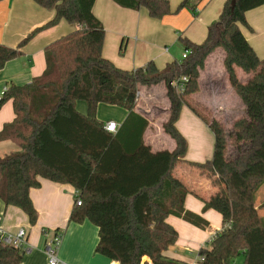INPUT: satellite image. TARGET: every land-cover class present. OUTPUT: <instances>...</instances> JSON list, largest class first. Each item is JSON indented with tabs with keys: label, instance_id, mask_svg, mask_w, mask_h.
Wrapping results in <instances>:
<instances>
[{
	"label": "trees",
	"instance_id": "16d2710c",
	"mask_svg": "<svg viewBox=\"0 0 264 264\" xmlns=\"http://www.w3.org/2000/svg\"><path fill=\"white\" fill-rule=\"evenodd\" d=\"M34 1L55 10L54 18L17 47L0 44V69L46 26L65 19L79 28L46 47L42 75L24 85L12 84L0 99V106L12 100L15 111V119L0 131V141L11 140L18 146L0 156V199L21 208L35 224L38 211L30 191L41 186V178L72 184L78 194L70 220L89 219L99 227L96 252L119 264H176L163 255L178 237L167 217L209 226L185 208L190 191L172 174L176 159L186 152L187 142L175 121L187 105L214 133V153L206 164L224 181L223 197L229 203L228 209H221L206 202V207L221 212L224 227L200 249L202 262L232 264L244 255L243 264H264V200L258 199L264 186V58L240 27H250L246 12L264 0H237L234 8L227 0L203 42L182 38L189 50L186 57L164 68L149 61L134 70L119 68L103 56L105 30L93 13L95 0ZM114 1L126 8H146L153 18L171 14L169 0ZM202 1L182 0L175 12L195 11ZM217 48L225 51L229 82L246 109L230 129L193 99L200 89V69ZM237 67L250 75L246 82L238 78ZM183 76L188 81L179 91L174 82ZM161 82L170 100L163 128L176 141L172 151H152L144 140L149 121L136 111L139 89ZM79 100L87 103L86 114L77 110ZM100 103L128 111L116 133L108 132L98 119ZM24 255L21 247L0 243V264H20Z\"/></svg>",
	"mask_w": 264,
	"mask_h": 264
},
{
	"label": "crops",
	"instance_id": "0c3cea01",
	"mask_svg": "<svg viewBox=\"0 0 264 264\" xmlns=\"http://www.w3.org/2000/svg\"><path fill=\"white\" fill-rule=\"evenodd\" d=\"M169 1L171 14L158 19L151 17L143 7L132 9L122 7L114 0H95L93 13L105 30L103 56L126 70H134L149 61L164 68L168 63L181 60L185 50L182 38L195 43L205 40L209 25L219 19L227 2L203 0L195 13L191 8L175 12L182 0ZM54 16L55 10L45 8L34 0H1L0 44L17 47L29 33L46 25ZM246 19L250 27L240 25L241 30L259 57L264 58V4L248 10ZM77 28L79 25L62 19L38 31L22 47L20 55L9 60L0 69V96L4 87L24 85L42 75L46 69V47ZM224 58L225 51H221V48L207 57L204 67L200 69V89L193 95V99L208 108L211 117L224 126V123L230 122L229 127L225 126L230 129L236 119L246 114V109L229 82ZM242 72L241 68H236L240 81L246 82L250 75L246 72L243 75ZM76 108L83 114L88 111L87 103L82 100L77 101ZM169 108L170 100L164 82L139 89L136 111L149 121L144 140L152 151H172L176 147V141L163 128L169 117ZM127 115L126 109L116 105L100 103L97 108L99 120L104 123L113 120L118 128ZM14 119L13 101L7 100L0 106V131ZM175 127L185 138L187 148L176 159L172 174L190 191L185 198V208L199 214L209 226L202 228L181 217L169 215L167 222L177 230L178 237L163 255L176 261V264H205L200 259V249L207 246L224 227L221 212L213 206L206 207V202L228 209L229 203L223 197L226 185L206 164L212 159L215 146V136L209 126L187 105H183ZM167 136L172 139H167ZM165 142L169 143L168 146ZM17 148V144L11 140L0 141V156ZM182 160H187L192 165H185ZM77 194V189L72 184L41 178V186L30 191L32 202L38 211L35 224L29 222L27 214L21 208L7 206L0 199V227L10 234H16L19 229L27 232V245L32 251L25 252L20 264H48L46 245L57 232L62 235L57 254L64 262L119 264L118 261L96 252L99 242L97 225L89 219L80 223L70 220ZM258 199L260 202L264 200L260 196ZM144 260L149 261V258L144 257ZM243 263L244 255L232 262Z\"/></svg>",
	"mask_w": 264,
	"mask_h": 264
},
{
	"label": "built area",
	"instance_id": "2783aa9c",
	"mask_svg": "<svg viewBox=\"0 0 264 264\" xmlns=\"http://www.w3.org/2000/svg\"><path fill=\"white\" fill-rule=\"evenodd\" d=\"M189 50L185 49L183 53V57H186ZM188 81V77L183 76L178 81L174 82L175 87L179 91H183L185 89V83ZM7 90V87L3 88V91L1 93L0 99L4 95L5 91ZM137 97H139V91L137 93ZM105 129L110 133H116L118 130V124L111 120L105 123ZM77 205H81V200H77ZM61 233H56V235L47 242L46 245V253L48 256V264H68L61 260L58 257L57 250L61 241ZM0 243L13 245L15 247H21L25 252H31L32 249L27 245V232L24 229H19L16 234H10L5 232L0 227ZM201 261L204 259L203 256H200ZM116 264V263H112Z\"/></svg>",
	"mask_w": 264,
	"mask_h": 264
},
{
	"label": "rangeland",
	"instance_id": "374dc122",
	"mask_svg": "<svg viewBox=\"0 0 264 264\" xmlns=\"http://www.w3.org/2000/svg\"><path fill=\"white\" fill-rule=\"evenodd\" d=\"M221 51H223L222 50V48H221ZM183 58V56H181V59ZM243 73V75H244V72H242ZM209 115H211V114H209ZM225 124V126H227V127H229L230 126V122H227V123H224ZM168 138L167 139H172L170 136H167ZM166 143V142H165ZM167 145L166 146H168V142L166 143ZM186 148H187V145H186ZM182 162H184L185 163V165H192L190 162H188L187 160H182ZM202 165H204V163H202ZM208 165V164H207ZM264 187L262 188V190H261V192H260V198L261 199H264Z\"/></svg>",
	"mask_w": 264,
	"mask_h": 264
},
{
	"label": "water",
	"instance_id": "95a60500",
	"mask_svg": "<svg viewBox=\"0 0 264 264\" xmlns=\"http://www.w3.org/2000/svg\"><path fill=\"white\" fill-rule=\"evenodd\" d=\"M236 1H237V0H231V6H232V8L235 7Z\"/></svg>",
	"mask_w": 264,
	"mask_h": 264
}]
</instances>
